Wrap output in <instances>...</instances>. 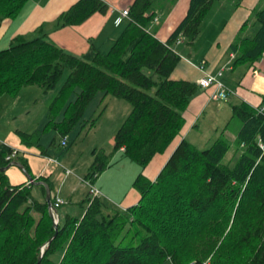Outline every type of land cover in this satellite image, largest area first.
Masks as SVG:
<instances>
[{"label":"trees","instance_id":"1","mask_svg":"<svg viewBox=\"0 0 264 264\" xmlns=\"http://www.w3.org/2000/svg\"><path fill=\"white\" fill-rule=\"evenodd\" d=\"M27 1L0 0V28ZM177 1L133 0L129 20L107 51L91 40L84 53H72L42 27L33 38L20 33L0 49V96L28 84L47 92L70 68L43 127L55 128L61 137L77 128L98 92L130 102L112 151L93 149L86 173L92 184L117 152L145 168L181 137L184 111L201 83L171 77L182 57L175 45L180 38L195 42L218 0H190L183 18L162 40L150 25L160 9ZM109 8L106 0H76L61 11L58 26L84 23ZM252 14L228 48L235 54L233 65L264 56V2ZM249 21L258 27L253 34L244 33ZM232 107L233 116L243 120L234 140L243 151L235 164L223 161L233 144L226 134L208 148L184 137L156 179L138 173L136 203L123 207L88 192L79 202L87 206L84 213H59L58 228L49 213L46 185L40 182L41 194L35 195L37 183H12L7 170H0V264H163L167 258L172 264H264V95L259 106L241 101ZM17 131L26 144L44 148L41 130ZM13 149L0 144V165L11 163L7 157ZM23 164L30 169L27 159ZM45 177L34 180L44 179L52 191L53 182ZM51 194L54 202L56 194Z\"/></svg>","mask_w":264,"mask_h":264},{"label":"crops","instance_id":"2","mask_svg":"<svg viewBox=\"0 0 264 264\" xmlns=\"http://www.w3.org/2000/svg\"><path fill=\"white\" fill-rule=\"evenodd\" d=\"M75 1L76 0H28L22 8V11H20L17 16L6 19L3 23L4 25L1 26L0 43L2 40L6 44L7 42L10 43L12 38L20 33L33 38L34 35L38 33L39 28L42 27L43 32H48L49 35H51L50 37L56 41V43L69 48L72 53L81 54L89 48L88 46L91 40H94L96 45L99 46L97 44V40L100 39V36L103 35L105 31H109L110 33V35L105 37V39H110V42L115 40V36L121 34L127 20H129L128 16L125 17L122 15V11L126 7H130L133 0H106L109 6H111L106 13H94L86 20V22L77 25L58 26L59 22H57V19L61 11L69 8ZM189 1L190 0H178L172 6H170L171 4L165 5L163 10L166 13V18L162 22L160 21L162 17L158 16L159 19L152 21L150 29L156 31L157 35L162 38V40H166L170 32L173 31L174 27L177 26L180 19L185 15L190 5ZM240 1L241 2L238 3V5H235L234 8L232 5L235 3L231 1V10L228 14H225L226 17L224 21L218 20V22L215 23V21L212 20L214 18L211 17L206 26L203 22L201 27L202 31L193 44L187 43L186 40L182 38V41L175 45L176 51L182 57L171 74L172 78H177L178 80L184 78L190 79V81H198L201 76H207L209 73L217 75L218 72L223 69V74L219 77V79L225 82L224 84L226 88H228L230 96H228V99L226 100H220L218 95H216V84H211L206 88L201 86L184 111L187 123L184 125L180 135L181 137L177 138L172 143L168 151L158 153V155L152 159L150 163L145 166V168H142L141 166L140 168H137L138 171L136 176L139 172L143 171L150 177H154V179H156L159 171L166 164L165 162H167L177 144L180 143L184 137L188 138L190 137L189 135H192L193 137L190 140H192V142L197 140L198 137L195 135V130L200 128L199 120L204 115H207L209 110H211L212 119L215 117L217 121L220 122V125L219 123H214L212 125V130L217 133V136L219 137H221L223 133L226 134V137L229 139L227 131L228 123L230 122V118L233 116L232 105L241 101L247 103L249 102L254 106H259L261 104L262 97L264 95V56L260 57L259 60L254 61L253 63L247 62L246 64L240 63L233 65L234 54H230L228 48L230 44L233 43V39L237 35L238 31L243 28L242 26L245 23V20L253 15V9H256L258 4L263 2V0ZM216 4L224 5L227 4V2L225 0H218ZM215 5H213L208 14L215 9ZM121 18L127 20L123 28H121V31H119L120 25H123L124 23ZM249 22L250 23L246 26L244 32L245 34H253L258 29L255 22ZM113 36L115 38H113ZM130 110L131 105L129 106L128 114H130ZM128 114H122L118 117L114 125L118 127L121 126L120 124L128 116ZM121 118L124 119H122V121H120L121 123H119V119L121 120ZM30 126L29 122L24 124V126L16 125L14 128L16 131L20 129L35 133V130H33ZM38 128L40 129V127ZM16 131L15 133L11 132L7 134L5 124L0 120V144L7 143L8 146L18 149L19 153L12 158V161L19 160L23 163V160L27 159L28 166L30 168L29 171L34 176V179L39 178L40 175H45V178H48L49 181L53 182V189L51 192L62 196L65 201L64 204H66L69 201V197L63 196L62 190L67 186L68 190L70 192L72 191V187H70V185H72L73 181L76 180L71 177V174L74 173V170L77 167H74L73 164H68L66 162L56 163L57 160L53 155L49 154L46 145H44L41 140L40 142L43 144L44 148L39 145L36 146L34 144H26L22 141L18 131ZM237 133L236 135H238ZM115 134L116 132L111 133V136L109 137L113 145L116 140ZM68 135L67 139L69 138ZM235 138L233 140H235ZM96 147L97 146L94 148ZM43 149H46V151ZM119 152L122 157V152ZM93 154H91L90 161L93 160ZM11 167L12 166H10L6 171L9 180L10 177H13V175L16 174L18 179H16L14 183L29 182V179L26 175H24L22 170L21 172L17 171V169H19L18 166L16 167L17 169L12 168L9 175ZM60 167L65 172V175L62 178L63 181L58 184L56 181L57 179L54 177V172H56V170ZM86 173L87 172L79 176L84 183H86L85 180L88 181V179H86ZM100 177L101 176L99 174L97 180L94 181V184L101 189L103 192L102 196L106 198L108 197L106 194L107 191H105L102 185L97 183V181L100 180ZM39 181L42 182L45 180L39 179ZM133 182L127 192L121 195L119 203L114 201L115 204L125 207L128 205L131 206L133 203L138 201L140 194L134 187ZM39 184L40 183H37L38 187H36V189L40 195L41 191ZM77 203H79V201ZM80 205L82 206L81 203ZM73 208L76 209L74 206L67 208L63 216L67 212H73L76 213L77 216H81V214L85 211V207H80L77 210Z\"/></svg>","mask_w":264,"mask_h":264},{"label":"rangeland","instance_id":"3","mask_svg":"<svg viewBox=\"0 0 264 264\" xmlns=\"http://www.w3.org/2000/svg\"><path fill=\"white\" fill-rule=\"evenodd\" d=\"M225 1L227 4L215 5V9L208 14L210 16L207 15L205 18V26L211 17L214 18L212 20H214L215 23H217L218 20L224 21L226 17L225 14H228L231 10V1H233V3L237 2V0ZM232 6L234 8V5ZM165 14L164 10L160 9L158 13V16L162 17L160 21H164L166 18ZM158 16H156L153 21L159 19ZM121 20L124 23L123 25H120L119 31H121V28H123L127 19L121 18ZM108 35H110L109 31H105L104 34L100 36V39L97 40V44L99 46L101 45V48L104 51L111 48L114 41L110 42V39H105ZM115 37L113 36V38ZM9 44V42L6 44L2 40L0 43V49L7 48ZM67 49L70 50L69 48ZM69 71L70 68L66 66L61 81L55 88L49 89L47 92L45 91L46 89L39 84H28L24 85L22 90L16 94H3L0 97V120L5 124L7 134L11 132L15 133L16 129L14 127H16V125L24 126V124L30 122V127L33 128L35 132H37V130L42 131L40 133V140L44 143V145H46L49 154L55 157L57 160L56 163L66 162L68 164H73L74 167H77L75 168L74 173L71 174V177L76 180L73 181L72 185H70V187H72V191L70 192L67 186L62 190L63 196L69 197V201L58 208V212L62 217L67 208L74 206L76 209H73L77 210L80 207H87L85 204H82L81 206L80 203H77L78 201L80 202L83 200V197L88 194L89 190L88 182L86 180V183L82 182L83 180H81L79 176L88 172V168H90V164L92 162L90 161L91 154H93L92 150L95 146L103 149L105 148L107 151H112L113 144L111 143V139L109 137L111 136V133L117 132L118 126L114 125L116 119L122 114L127 115L129 113L130 106V102H127L125 98L118 96L115 97L111 94H107L103 97V91L98 92L92 99L93 101L89 103L83 119L76 126L77 128L69 133V142L62 145L61 140L63 137L60 136L59 132L55 128L51 127V129H45L43 127L48 121L50 104L53 102L57 91L60 89L67 75H69ZM75 97L76 93L72 95L71 99L73 100ZM62 116L58 118L61 119ZM93 119L96 121L95 124H92ZM122 119L124 118H121V120L119 119V123H121L120 121H122ZM242 122L243 120L239 117L232 116V118H230V122L228 123V137L233 144L231 146L232 148L229 149L223 160L227 163L235 164L237 162V158L243 151V148L233 140L237 131H239ZM214 123H219L220 125V122L217 121L215 117L212 119L211 110H209L208 114L204 115L199 120L200 128L195 130V135L198 138L196 141H193V143L200 147L208 148L218 137L217 133L212 130V125ZM38 127H40V129ZM189 136L190 137H188V139L193 137L192 135ZM112 161L113 162L110 166L105 168V170L100 173L101 177L97 183L102 185L105 191H107L106 194L108 197L106 198L109 202L119 203L121 195L127 192V190L131 187L133 179L136 178L135 176L138 171L137 168H140L141 164L133 160H129L127 157H121L120 152L113 155ZM17 166L19 169L16 168ZM12 168L17 169L18 172H21L22 170L24 175L27 176V173H25L24 169H22L18 164L12 165L9 170V175ZM64 175L65 172L61 167L54 172V177L57 179L56 181L58 184L63 181L62 178ZM16 179H18L16 174H14L13 177H10L11 182H14ZM34 192L35 195L38 194L36 187H34ZM163 264H172V262L170 258H167Z\"/></svg>","mask_w":264,"mask_h":264},{"label":"built area","instance_id":"4","mask_svg":"<svg viewBox=\"0 0 264 264\" xmlns=\"http://www.w3.org/2000/svg\"><path fill=\"white\" fill-rule=\"evenodd\" d=\"M122 15L123 16H129V7H126L123 11H122ZM180 41H182V39L180 38V40H178V43H180ZM235 55V54H234ZM223 74V69H221V71L218 72V74H212V73H209L207 74V76H201L199 79H198V82H200L201 86H203L204 88L208 87L209 85L211 84H216L217 86V93L216 95H218V98L220 100L224 99H228V96H230V92L228 90V88H226L225 86V82L220 80L219 77ZM61 144L64 145V144H67V141H69L67 139V135H65L62 140H61ZM19 153V150L14 148L12 150V153L8 155V159L9 160H12L13 157H15L17 154ZM88 182V181H87ZM88 185H89V192L91 193L92 196H99V195H102L103 192L101 191V189L96 186L94 183H90L88 182ZM54 211H55V219L60 221V216H59V212H58V208L59 206L63 205L65 203L64 199L62 198V196L60 195H56L55 199H54Z\"/></svg>","mask_w":264,"mask_h":264},{"label":"water","instance_id":"5","mask_svg":"<svg viewBox=\"0 0 264 264\" xmlns=\"http://www.w3.org/2000/svg\"><path fill=\"white\" fill-rule=\"evenodd\" d=\"M12 164H18L19 166H21V168L24 169L25 173H27V178L29 179V181L35 182V183H40V181L37 182L34 180V176L30 173L28 168L23 163H21V161H19V160H14L9 165H0V170H7L10 166H12ZM42 183H44L46 185V194H47L46 199L48 202V207L50 208L49 209L50 216L52 217L56 228H58V220L55 219V211H54L55 207H54V203L52 200L53 195L51 194V189H50L48 183H46V181H42ZM56 233H57V231L55 232V235H57ZM54 237L55 236L50 238L49 241L51 242ZM44 248L42 249V253L40 255V260L43 257Z\"/></svg>","mask_w":264,"mask_h":264}]
</instances>
